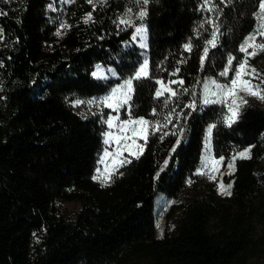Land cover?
I'll list each match as a JSON object with an SVG mask.
<instances>
[{
  "label": "trees",
  "instance_id": "obj_1",
  "mask_svg": "<svg viewBox=\"0 0 264 264\" xmlns=\"http://www.w3.org/2000/svg\"><path fill=\"white\" fill-rule=\"evenodd\" d=\"M262 2L0 0V264H245L263 211L264 100L241 93L248 103L228 126L224 104L203 103L202 81L230 84L245 59L241 45L262 23ZM143 10L148 76L135 79L143 58L131 36L139 19L128 16ZM257 53L247 59L259 77L252 83L264 88V50ZM96 64L117 77L95 78ZM128 79L127 104L100 102ZM158 79L176 81V95L157 97ZM138 119L150 126L137 158L128 138L139 126H120ZM210 125L213 157H224L215 180L199 174L208 171L202 151ZM247 147L251 158L237 159L224 176L232 194H219L218 177ZM159 194L175 198L178 213L162 237ZM59 201L80 208L68 215Z\"/></svg>",
  "mask_w": 264,
  "mask_h": 264
},
{
  "label": "snow or ice",
  "instance_id": "obj_2",
  "mask_svg": "<svg viewBox=\"0 0 264 264\" xmlns=\"http://www.w3.org/2000/svg\"><path fill=\"white\" fill-rule=\"evenodd\" d=\"M91 3L92 0H89ZM149 0H143V3L146 5L148 4ZM260 8V15L259 19L262 21L260 26L257 28L256 33H253L250 35L244 42L243 45L240 47V51L244 52L245 59L239 63L237 69L235 70V77L230 81V84H219L216 81H212V84L214 85L216 91L211 92V95L213 97H218L217 99H205L204 103L209 104V103H219V104H224L227 108V115L225 116L224 120L228 124V126H231L233 123L236 122V120L239 118V109L242 105H245L248 103L247 99H245V96H253L258 99L264 100V88H262L259 84H253L252 80L257 79L258 74L257 70L254 67H251L248 64V59L247 57L249 56H255L257 55V49L264 50V39L259 40L258 38H264V2L259 4ZM131 11V10H129ZM147 15V11L143 10L139 12V16L143 18L144 16ZM91 13H89L88 17L86 18L87 20H91ZM121 23H127V21H121ZM215 40H216V35L215 33L213 34V39L208 41V44L211 45L212 47H215ZM185 49L188 51H191V44H185L184 45ZM249 49H252V51H249ZM208 54V49H204V55L207 57ZM231 59L229 60V66H231ZM148 74V65L145 63L139 71L135 75V79H139L141 77L147 76ZM227 73H221V75H226ZM93 75H97V73H93ZM245 77H248L247 79ZM162 85L161 90H158L156 92L157 97L161 96L163 92L167 91L170 92L171 95H176L175 91H173L171 88H168L164 86L163 81H158ZM170 83H176L175 81H172ZM180 84H183V81H179ZM207 86H206V91H207ZM134 91L133 88V80L128 79L125 81V84L122 86V88H117L115 89L110 96L105 97L101 103L106 104L109 108H119L121 104H127L128 101L131 99V95ZM241 93H244L245 96H242ZM95 100L88 101L89 104L95 103ZM84 103V101L77 100L75 102L76 106ZM189 107H194L193 105H189ZM107 123L109 126H114L113 120H108ZM138 125L139 127H133L131 128L132 132V137H129L128 139L131 140L132 145H135L137 151L130 153L133 155H136L137 158L139 157L140 154H142L144 147L147 144L148 140V135H149V121L144 120V119H138V120H133V121H128L122 124L121 131H125L128 129V125ZM215 125H212L209 128V137L211 136L212 128H214ZM175 134V133H174ZM109 138L111 139V133L108 134ZM120 137L116 138L117 144L120 143ZM136 139H142L144 141L143 145L137 144ZM106 143L108 141H105ZM180 143L179 140H177V145ZM131 145L126 144L125 145V150H129ZM175 149H173L174 151ZM250 152L251 148L241 150L239 151L236 155L232 157V160L230 163H228L227 167L229 169H232L234 171V165L236 159H250ZM120 152L118 151L116 155H119ZM109 153H105V156H108ZM124 162H130V161H120L121 164ZM224 164V157L220 156L219 158L212 157L211 158V167H209L208 161L206 160L204 167L208 169L207 172H205L203 169L200 171V175H209L210 179L215 180L216 176L214 173L219 172V167ZM96 179L100 180L101 177L97 176L95 177ZM111 178V174H107L104 177V181L107 182ZM232 185L229 184L227 187L221 182L220 183V189L221 193L224 195H231V189Z\"/></svg>",
  "mask_w": 264,
  "mask_h": 264
},
{
  "label": "rangeland",
  "instance_id": "obj_3",
  "mask_svg": "<svg viewBox=\"0 0 264 264\" xmlns=\"http://www.w3.org/2000/svg\"><path fill=\"white\" fill-rule=\"evenodd\" d=\"M128 18H137L138 24L135 26L134 32L131 36L132 38V42L139 47L140 49V53L142 55L143 61L141 63V65L138 67L136 73L139 71V69L145 64L147 63L148 65V32H147V25L146 23L140 21V16L138 15H129ZM93 73H97V75H93ZM135 73V75H136ZM92 75L95 78H111V77H117V73L115 71V69L111 66H104L102 64H96ZM134 75V77H135ZM148 76V74H147ZM144 76V77H147ZM142 78V77H141ZM158 81H163L164 82V86L171 88L173 90V85L175 83H170L172 81H164L162 79H158L157 80V89L156 92L158 90H161L162 85L160 83H158ZM212 81H216L219 84H224L218 80H216L214 77L212 76H207L203 79L202 81V101L204 103L205 99H217L218 97H213L211 95V92L216 91L214 85L212 84ZM176 82V81H175ZM206 86H207V91H206ZM170 92H163V94H166ZM162 94V95H163ZM109 96V95H107ZM106 96V97H107ZM94 105L96 103H93ZM205 104V103H204ZM211 104V103H209ZM212 125L208 126L207 128V132L205 134V138H204V143H203V151H202V161L205 163L206 160L209 162H211V158L213 157V147H212V132H211V136L209 137V128ZM113 127V126H112ZM114 139H116V137L114 136H118L116 134L112 135ZM244 148L242 150L248 149ZM237 154V153H236ZM235 154V155H236ZM239 159V158H238ZM232 160V158L228 161V163H230ZM237 160V159H236ZM236 162V161H235ZM228 163L226 164L225 169L223 170V172L221 173V175L218 177V181H217V192L221 195H224L221 193V189H220V183L222 182L225 187H227L229 184L232 185V181L230 180H226L224 178V176H230L233 173L232 169H229L227 167ZM263 165H264V160H263ZM235 166V165H234ZM231 191V189H230ZM177 203V200L175 198H171L168 197L164 194H159L156 198V203H155V217H156V223H155V233L157 237H162L164 235L165 232L171 231L173 228V223L175 221V219L177 218L178 213L177 212H173L174 210L172 209ZM58 206L61 208V210H65V213H67L68 215H72L74 214L79 208L80 205L75 203V202H70V201H59ZM262 208V215L257 217V219L255 220L254 223V230H253V235L254 238L257 239L256 241V246L255 249L252 253H248L245 255V264H264V243H262L259 238L262 234H264V200L263 203L261 204Z\"/></svg>",
  "mask_w": 264,
  "mask_h": 264
}]
</instances>
